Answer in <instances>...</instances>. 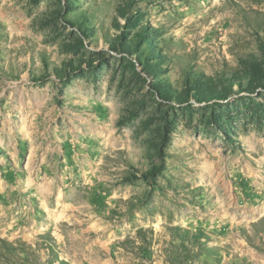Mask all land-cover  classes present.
I'll return each instance as SVG.
<instances>
[{"label":"rangeland","instance_id":"rangeland-1","mask_svg":"<svg viewBox=\"0 0 264 264\" xmlns=\"http://www.w3.org/2000/svg\"><path fill=\"white\" fill-rule=\"evenodd\" d=\"M0 264H264V0H0Z\"/></svg>","mask_w":264,"mask_h":264},{"label":"trees","instance_id":"trees-1","mask_svg":"<svg viewBox=\"0 0 264 264\" xmlns=\"http://www.w3.org/2000/svg\"><path fill=\"white\" fill-rule=\"evenodd\" d=\"M128 24H131V23H128ZM131 26V25H130Z\"/></svg>","mask_w":264,"mask_h":264}]
</instances>
